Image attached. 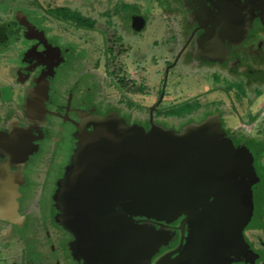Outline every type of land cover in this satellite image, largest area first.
I'll return each instance as SVG.
<instances>
[{
    "label": "flooded vegetation",
    "instance_id": "1",
    "mask_svg": "<svg viewBox=\"0 0 264 264\" xmlns=\"http://www.w3.org/2000/svg\"><path fill=\"white\" fill-rule=\"evenodd\" d=\"M169 1L184 13L182 29L190 31L192 45L167 64L200 69L227 61L229 78L246 90L245 77L256 71L251 64L264 57V0ZM39 42L31 50L38 60L30 64L41 66L39 75H26L35 85L16 98L17 107L0 114V209L8 224L26 232L31 248L35 232L48 242L39 264H264V217L258 220L264 168L253 164L261 146L250 144L238 119L229 124L222 118L221 99L203 102L205 94L191 95L196 109L174 120L158 109V99L149 108L140 103V111H153L143 127L123 123L119 111L108 115L110 101L81 70L87 59H77L72 69L58 45ZM204 43L215 45V57L205 53ZM138 62L140 71L147 68ZM119 66L120 84L143 91L146 83ZM167 72L157 90L161 99L173 87ZM216 73L223 77L221 69ZM81 82L89 86L79 87ZM259 87L264 90V81ZM162 115L166 122L158 120ZM238 133L245 140L236 141ZM126 140L150 149H136L137 156L126 159L115 147ZM104 167L113 170L104 176ZM93 240L102 242L101 257Z\"/></svg>",
    "mask_w": 264,
    "mask_h": 264
},
{
    "label": "rangeland",
    "instance_id": "2",
    "mask_svg": "<svg viewBox=\"0 0 264 264\" xmlns=\"http://www.w3.org/2000/svg\"><path fill=\"white\" fill-rule=\"evenodd\" d=\"M123 2L138 5L141 12L148 17L142 32L134 29L131 22L132 12L121 9ZM60 5H69L81 11L85 17L96 19V26L94 28L77 27L61 20L51 11ZM172 9L173 5L169 0H0V114H3L1 110L5 107H17L16 98L22 99L26 94V87L35 85V81L31 84V77L26 78V75L28 71L30 76L39 75L41 66L30 68V64L34 61L31 50L35 46L34 43L43 40L39 43L58 45L61 52L66 53L68 65L72 69H75L73 65L77 59L88 60L84 62L86 66L81 70H86L84 75L89 76L94 83L97 82L98 86L94 85L93 88L99 90L102 97L105 96V101L107 99L110 101L105 102V108L110 111L108 115L114 117L116 114L111 112L119 111L117 115L123 123L132 125L135 123L143 127L140 122H145L148 116L150 118L153 111H150L151 109L140 111L139 107L142 106L140 103L149 108L150 104L158 99V109H161L166 116L168 115L169 119L174 120L196 109L192 107L194 103L191 95L199 92V96L205 94L204 98L199 97V100L203 102L213 98L221 99L222 118L225 114V120L228 123L235 124L237 119L240 121L241 128L246 135L250 136L247 138L250 144L258 143L261 146L260 157L253 162L255 170H258L256 167L258 165L264 168V90L259 87L264 81V57H259L255 64H251L252 69L256 71L246 77L244 75L248 84L246 90L240 81L229 78L232 76L225 68L227 61L224 62L225 65H220L222 64L220 61L208 63L207 67H200V69L180 67V64H167L175 61L177 53L182 49L185 52L190 51L192 45L188 39L190 31L183 33L184 13H181V10L176 12ZM32 29L41 32L42 36L40 38L33 36L35 31H32L30 35L28 31ZM108 48L111 50L108 51ZM146 58L150 59L145 60ZM135 59L136 62H134ZM137 60L140 62L144 60L147 68L143 67L140 71ZM102 61H105V64L108 61L109 66L106 68L101 65ZM120 62L128 68V76L146 83L143 91L137 92L133 89L128 91L129 89L121 85L123 80L118 77L123 74V67L119 66ZM119 67H121L120 70ZM219 68L223 72L221 74L223 77L218 79L220 76L216 72L220 70ZM166 71L169 75L167 80L173 83V87L168 89V95L162 100L161 91L157 92V90L162 86ZM256 75H260V79ZM176 78L180 80L177 84H175ZM86 86H89L86 82H81L79 85L82 88ZM31 91V99L36 102L40 87L35 86ZM47 93L50 91L47 90ZM89 93L100 96V93H95L92 89ZM174 94H180L179 98L173 99ZM179 102L184 103L182 107ZM206 109H212V107L206 106ZM108 115L106 114L105 117ZM163 116L158 120L166 122ZM235 138L239 142L245 140L240 133ZM263 196L264 192L260 194V197ZM260 204L264 208V202ZM1 210L0 264H25L27 256L26 264L41 263L38 255L47 256L44 247L48 242L45 243L42 235L35 232L33 237L36 243L31 248L32 245L24 238L26 232L19 229L20 226L16 223L8 224L11 220L6 211ZM263 217L264 213L255 220H261ZM22 254L24 258L21 257ZM31 254L34 257L30 261ZM45 264H53V262L51 263L48 259Z\"/></svg>",
    "mask_w": 264,
    "mask_h": 264
},
{
    "label": "water",
    "instance_id": "3",
    "mask_svg": "<svg viewBox=\"0 0 264 264\" xmlns=\"http://www.w3.org/2000/svg\"><path fill=\"white\" fill-rule=\"evenodd\" d=\"M146 21H147L146 18H144L143 16L135 15V16H133V27L136 28L137 30H140L145 26ZM203 50L206 51L205 53H207L208 55H211L212 57L213 56L215 57L217 55L215 53V45H213L212 43H204L203 44ZM138 139H141V138H138ZM138 141H140V140H137V142L135 143L134 141L129 142L126 140L125 143H122V146H121V142L115 143L116 150H118L120 148V150H118V153H120V154H118V155L123 156L126 159L127 158L130 159L133 156H134V158L137 156L136 149L139 151V153L140 152L143 153V152H145L144 150L150 149L149 148L150 145L147 146L148 144H146V143L140 144ZM118 155H117V153L114 154V156H118ZM114 156L112 159L110 158L108 161L105 162V166L108 164H111L113 162ZM112 170H113V168H111V167H109V168L104 167V172H105L104 176L107 175L108 172L112 171ZM97 241H99V240H97ZM90 245H94V248H92V250L93 249L96 251L99 250V256L98 257H101V254L103 253V251L100 248L102 246V242L95 243V241L93 240L92 242H90ZM149 256H150V254H145L146 260L148 259Z\"/></svg>",
    "mask_w": 264,
    "mask_h": 264
},
{
    "label": "trees",
    "instance_id": "4",
    "mask_svg": "<svg viewBox=\"0 0 264 264\" xmlns=\"http://www.w3.org/2000/svg\"><path fill=\"white\" fill-rule=\"evenodd\" d=\"M121 9L125 11L136 12L142 15V12L138 7V5L129 4L128 2L122 3ZM51 11L52 14L55 15L56 17H59L61 20L69 22L77 27L94 28L96 26L95 25L96 19H93L91 17L89 18L85 17L81 11L71 8L69 5L56 6V8L51 9ZM32 31L35 30L32 29L30 32L28 31V33H30L31 35ZM34 33L35 35L33 36H35L36 38L37 36L38 38L41 37L42 34L41 32L35 31ZM0 40H1V35H0ZM36 60H38V57H34V61Z\"/></svg>",
    "mask_w": 264,
    "mask_h": 264
},
{
    "label": "crops",
    "instance_id": "5",
    "mask_svg": "<svg viewBox=\"0 0 264 264\" xmlns=\"http://www.w3.org/2000/svg\"><path fill=\"white\" fill-rule=\"evenodd\" d=\"M128 3H129V2H128ZM129 4L136 5V4H134V3H129ZM132 13H133V12H132ZM142 15H144V13H142ZM146 20H147V18H146ZM146 24H147V21H146ZM146 24H145V26H144L143 28H145V27H146ZM143 28H142V29H140V30H137V29H136V31H138V32H142Z\"/></svg>",
    "mask_w": 264,
    "mask_h": 264
}]
</instances>
